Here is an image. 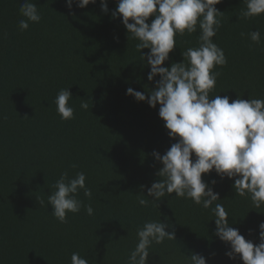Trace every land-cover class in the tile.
Listing matches in <instances>:
<instances>
[{"label": "trees", "instance_id": "trees-1", "mask_svg": "<svg viewBox=\"0 0 264 264\" xmlns=\"http://www.w3.org/2000/svg\"><path fill=\"white\" fill-rule=\"evenodd\" d=\"M33 2L42 19L21 31L23 0H0V264H71L73 252L90 264H126L137 228L159 218L172 225L167 230L176 240L154 244L148 264H189L193 253L207 264H243L225 255L229 246L214 235L211 208L171 197L138 203L151 199L143 194L162 167L152 153L163 155L176 141L159 117V104L152 108L126 94L131 87L147 96L155 85L141 60L149 49L137 51L139 41H128L122 18H111L116 0H108L107 14L100 0L84 8L74 3L71 11L66 0ZM243 7V0L216 5L223 16L213 40L228 62L215 69L221 75L210 97L264 99V14L238 19ZM256 30L259 44L247 35ZM198 35H178L164 66L181 62V50L197 46ZM62 88L72 93L70 120L61 119L54 103ZM81 99L87 110L80 108ZM65 171L70 177L86 174L93 195L89 199L81 190L79 199L94 213L82 207L60 223L51 205L40 207L37 197L47 205L51 186ZM202 179L219 193L216 203L225 206L231 226L258 244L264 204L255 208L250 198L236 195L234 179L221 180L214 170Z\"/></svg>", "mask_w": 264, "mask_h": 264}, {"label": "clouds", "instance_id": "clouds-1", "mask_svg": "<svg viewBox=\"0 0 264 264\" xmlns=\"http://www.w3.org/2000/svg\"><path fill=\"white\" fill-rule=\"evenodd\" d=\"M220 2L116 0V8L111 11V18H122L128 41H139L135 45L137 51L149 49L147 54H141V60L150 66L147 79L155 86L146 90L147 96L131 87L126 94L152 108L159 104V117L165 122L169 137L176 141L165 154L152 153L162 167L156 173L158 179L147 188V195L141 192L151 199L138 198V203L147 206L171 197L190 199L204 209L211 208L215 216L214 235L229 246L225 255L232 260L239 258L243 264H264V221L258 226L260 242L254 244L252 240H246L239 229L231 226L225 206L216 203L221 200L219 193L202 179V174L214 170L221 180L225 177L234 179L236 195L250 198L255 208L264 204V99L245 100L239 96L232 99L220 94L210 97L221 75L215 69L228 62L224 50L213 40L222 27L223 12L216 8ZM74 3L84 8L90 3L95 4L96 0H66L70 11ZM243 4L245 7L240 9L238 19L264 14V0H243ZM100 7L107 14L108 0H100ZM19 12L21 31L42 19L33 0H23ZM150 17L154 19L149 23ZM197 32V46L181 50V62L164 66L169 54L177 48L176 37ZM247 35L255 43L261 42L259 30ZM157 76L158 80L155 79ZM72 100L69 88H62L57 93L54 103L61 119L74 118ZM80 108L87 110L88 102L81 99ZM86 179L83 171L74 177L67 171L61 173L51 186L53 190L47 196V205L37 197L40 207L51 205V214L60 223H67L68 214H77L82 207L87 215H93L92 206L84 205L79 199L81 190L85 197L92 198ZM211 184L215 185L216 181L212 180ZM145 187L140 186L142 190ZM170 227L172 225L162 222L161 218L146 220L136 230L137 243L129 251L126 264H148L154 244L176 240L175 232L167 230ZM187 259L189 264H207L206 258L199 254L187 255ZM71 264H90V261L79 252H73Z\"/></svg>", "mask_w": 264, "mask_h": 264}]
</instances>
